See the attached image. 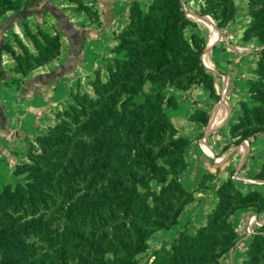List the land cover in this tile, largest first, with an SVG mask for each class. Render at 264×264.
<instances>
[{
    "label": "trees",
    "instance_id": "16d2710c",
    "mask_svg": "<svg viewBox=\"0 0 264 264\" xmlns=\"http://www.w3.org/2000/svg\"><path fill=\"white\" fill-rule=\"evenodd\" d=\"M21 4L0 0V16ZM79 7L98 19L88 6ZM236 11L234 0H204L201 14L213 15L224 27ZM248 14L244 38L258 37L262 48L257 76L249 80L252 100L241 101L240 119L230 127L232 144L264 135V0H249ZM189 25L195 23L182 0L132 2L130 22L114 49L124 56L109 67L106 81L99 76L92 81L94 95L77 93L58 112V122L37 137L38 145H30V161L17 165L22 181L0 190V264H69L65 245L72 240L81 248L76 264H93L91 260L111 252L112 240L119 242L113 250L118 264H140L137 255L151 248L146 228L169 229L179 223L185 204L194 199L182 182L191 139L178 135L168 116L167 108L178 103L166 91L202 84L219 98L202 60L205 40L197 33L188 36ZM26 31L32 48L18 35L14 38L20 50L9 40L3 43L16 61L15 71L24 75L61 54L58 34L29 27ZM3 74L1 70L0 86L22 81L2 82ZM195 115H204L206 123L204 111ZM256 178L264 180V164ZM153 179L159 189L151 186ZM217 193L205 225L195 233L184 226L174 241L163 244L170 246L166 264H221V252L238 242L232 213L255 206L264 214V193L243 192L233 177ZM79 221L91 231L77 230ZM129 228L135 243L123 235ZM247 255L243 264H264V221L253 229Z\"/></svg>",
    "mask_w": 264,
    "mask_h": 264
},
{
    "label": "crops",
    "instance_id": "0c3cea01",
    "mask_svg": "<svg viewBox=\"0 0 264 264\" xmlns=\"http://www.w3.org/2000/svg\"><path fill=\"white\" fill-rule=\"evenodd\" d=\"M135 0H22L18 8L8 9L0 16V71L1 81L20 78L21 83L0 86V189L5 184L20 181L15 172L19 164L29 161L27 149L37 137L58 122V112L74 102L77 93L94 95L92 81L99 76L106 81L109 67L124 51H115L122 32L130 22L131 5ZM144 5L152 0H137ZM188 17L195 23L186 33L199 34L205 40L202 60L214 77L218 99L209 88L194 84L189 89L173 88L177 106L167 108L168 116L178 135L191 139L185 150L188 169L182 175L186 189L196 200L180 216L181 229L189 233L205 225L209 211L218 200V188L233 177L243 192L260 190L264 193V180L256 174L264 164V135L250 137L232 144L230 127L242 114L241 101L252 100L250 79L257 75L259 51L258 37L244 38L250 21L249 0H234L235 18L219 27L211 14L202 15L204 0H182ZM88 6L97 14L79 7ZM36 32L43 29L58 34L61 54L49 63L38 66L26 75L15 71L16 61L3 48L9 40L20 50L14 35L32 48L26 28ZM197 111L204 115L196 117ZM195 115V117H194ZM183 214L185 218L183 220ZM261 218V219H260ZM238 242L230 250V262L244 260L251 241L252 228L261 225L264 214L255 206L237 208L231 215ZM180 225L163 230L156 236L176 238ZM173 236V239L172 238ZM167 239V238H166Z\"/></svg>",
    "mask_w": 264,
    "mask_h": 264
},
{
    "label": "rangeland",
    "instance_id": "374dc122",
    "mask_svg": "<svg viewBox=\"0 0 264 264\" xmlns=\"http://www.w3.org/2000/svg\"><path fill=\"white\" fill-rule=\"evenodd\" d=\"M149 88H150V83L147 84V89H149ZM173 88H175V87H170L166 91V93L168 95H170ZM32 144L38 145L37 141H35V143H32ZM29 147H28V149H29ZM28 149H27V151H28ZM185 158H186V156H185ZM29 161H30V159H29ZM29 161H27V162H29ZM19 179H20V181H22V175L21 174H19ZM151 186L153 188L159 189L160 183H158V181L156 179H153L151 181ZM196 198L197 197L194 196V199L192 201H189V202L187 201V203L184 206L183 211L186 209V206L190 205L192 202H194L196 200ZM181 214H180V216H181ZM184 215L185 214H183V220L185 218ZM180 216H179V223L177 225H174L172 228L160 229V230L152 229L149 227L146 228V231H147V239L146 240L150 244L151 248L147 252L139 253L137 255L140 258V264H166L168 262L169 255H170L169 254L170 246L163 247V244L172 242V241H170V236L167 235V236L162 237V236H156V234L160 231H163V230L174 229L176 226L180 225V229L176 231V234L173 232V234L176 235V237H177L179 232L183 229V228L181 229L182 226L180 223L181 222ZM260 224H262V223H260ZM75 227L77 230H80V231L85 232V233H88L89 231H91L90 225L85 223V222L79 221ZM255 228H256V225L252 228V232H250L252 235H253V229H255ZM123 235L125 236V239L127 241H130L131 243H135L136 237H135V233H134L133 228H129V229L125 230L123 232ZM174 235H172L171 239H173ZM118 248H119V242L112 240L110 242L111 252H107L99 258H95V259L91 260L90 263H93V264H118V262H116L114 260V254H113V250H117ZM80 251H81V248H80V246L77 245V240L69 241L65 245V253L68 257L69 264H76L77 263L76 255L79 254ZM229 253H230V251L221 252L220 259H219L221 264H233V262L231 263L229 260V258H230ZM52 258H54V257H52ZM247 258H248V255L245 259H247ZM244 260L242 261L239 258H236L237 263H234V264H243Z\"/></svg>",
    "mask_w": 264,
    "mask_h": 264
}]
</instances>
